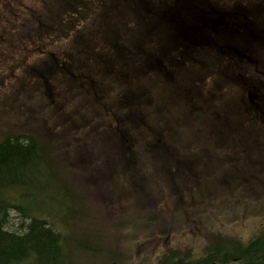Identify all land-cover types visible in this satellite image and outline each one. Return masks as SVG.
<instances>
[{"label": "rangeland", "instance_id": "1", "mask_svg": "<svg viewBox=\"0 0 264 264\" xmlns=\"http://www.w3.org/2000/svg\"><path fill=\"white\" fill-rule=\"evenodd\" d=\"M12 1L16 8L21 7L24 11L14 15L13 11L9 10L12 3L6 5L8 8L5 6L0 9L2 17L0 24L3 25V27L0 25V134L12 132L14 135H21L33 127L56 133L59 131L58 126L63 123L66 128H76L70 122L94 126L93 120L99 115L97 111H103L108 115V122L114 127L111 129L108 125L106 133L114 137L113 131L117 128L129 137L128 142L131 146L128 148L131 153L124 155L120 167L115 171L117 176L127 175L128 180H119L123 181L124 187L128 184L133 189L131 175L135 174L140 197L147 198L152 193L154 196V194L171 192L178 196L180 202H176L174 206L171 203L170 216L165 218V221L163 218L159 219V215L151 214L148 217L151 223L159 224L160 227L162 224L172 225L171 229L165 226L164 233L168 234L167 240L158 236L155 239L148 238L149 240L143 243L134 239L120 243L122 247H126L130 242L131 248L136 252L135 260L128 258L129 261L133 260L132 264L140 260L151 262L152 258L164 250L165 244L172 248H199L200 244L196 238L200 235V230L199 227L195 229L193 225L194 220L198 219H192L199 216L198 214H202V219L209 227L214 223L218 228L223 225V229L224 226L231 224L232 227L228 228L231 233L229 235L224 233L222 243L233 248L232 244L223 241H239L244 246L251 234L264 224V210L259 215L246 213L245 203L240 202L244 200L245 195H249L248 187L241 181L234 182L233 176L236 174L233 172L220 171L221 164L219 170L214 171L216 158L212 155L229 157L233 153L232 144L241 145L248 152L247 144L252 139L261 137L259 125L256 124L262 120V117L259 115L258 118L253 109H250L251 113L247 115L245 109L249 110L246 108L248 103L261 104V94L254 93L253 90L258 86L259 78L264 76L262 73L264 64L260 61L264 43L258 44V49L248 48V51L253 49L255 54L259 55L256 58L257 65L252 64L253 60L245 53L244 57L248 58V61L237 55L238 62L226 60L223 66L212 67V63L208 66V59L215 55L208 49L203 51L201 58V68L207 75H203L204 72L195 74L190 70L177 73L171 68L168 54L163 62L160 58L165 52H171L174 46L167 37H162L157 28L161 32L171 31L172 25L180 19L172 9L159 11L160 13L156 11L168 3L189 6L182 4L183 0H178V4L175 0ZM236 1L243 4V0ZM248 1L253 5V1ZM70 6L76 10L67 9ZM150 6L153 8V15L155 12L157 14L154 22H151L145 12V8ZM213 11L218 12L214 19H220L218 25L215 23L213 25L215 30L225 26L233 27L231 19L224 17L226 15L222 16L225 14L222 13L224 10L216 6ZM186 19L189 22L190 19L188 17ZM239 22L240 27L245 26L242 19ZM211 26L212 24L203 31L209 37H212ZM62 28L64 30H61ZM10 29H14L15 39L22 38L19 43L20 50L13 53L10 45ZM130 30H134L138 38L141 36L138 39L140 48L135 44L127 48L121 43L124 40L123 36L129 35L127 32ZM151 32L154 42L150 44L148 41L151 40ZM244 33L245 38L239 41L240 45H244L246 39L250 37L247 30L244 29ZM111 34L122 37L115 46L104 43ZM262 36L261 34L260 38ZM36 37L40 39L33 40ZM129 39L132 40L130 35ZM234 42L229 39L227 44L221 42V46L227 49L237 45L232 44ZM250 46L253 47V44ZM233 66L236 68V73L234 71L233 75H229ZM65 67L71 70V74H75L77 83L83 86L85 92L92 98V102L101 109L76 107L80 104V99L85 98L80 97L81 85L73 90V85L63 81L62 89L64 86L67 87L68 97L63 96L58 90L59 87L56 90L59 92L58 98L61 96L66 100L67 107L57 109L50 101L44 100L38 89L40 87L45 89L48 83L55 85V79H59L58 72ZM190 67L200 73V66L196 62L192 61ZM221 70L223 73L220 75ZM50 71L52 72L49 73ZM253 71L258 75L255 80L247 77V74L250 75ZM232 81L238 84V88L233 87ZM88 87L91 91L87 90ZM242 96L244 105L241 102L238 104L236 100L239 101L238 97H240L241 101ZM54 103H57V99ZM70 103L74 106L68 108ZM192 103H195L198 109L209 111L207 121L213 120L215 125L205 127L206 121L202 122L193 115L190 124V113L199 111L191 109ZM213 105L216 109H213ZM91 113L94 118L86 117ZM131 116L140 125L132 123ZM100 118L103 117H98L96 120H101ZM76 131L74 130L73 133ZM137 136H140L139 142H143L142 146L139 145ZM215 140H218L217 144L223 146L215 145L218 146L215 148L213 145ZM188 146L194 153L185 156L182 150L183 148L187 150ZM113 159L116 160L117 157ZM258 165L260 166L256 168L259 172L255 180L258 190L263 192L264 173L262 164ZM65 170L62 167L59 172L65 173ZM232 187L236 189L234 194L229 193L233 190ZM193 191L203 193L194 192L195 199L191 200ZM185 194H190L185 201L186 211L182 209L180 212L184 205ZM260 197L257 199L259 204L263 203L264 194ZM188 211H193L190 223L187 222ZM240 212L245 213L242 216L243 220L239 219ZM9 220L12 230L22 229L23 219L19 214L10 211ZM117 221L114 219V223ZM211 222L213 223L210 224ZM227 236L230 238H226ZM212 239L213 237L209 239V244L212 243ZM132 242L138 244L137 248H134ZM222 243L216 241L217 245ZM88 257L92 258L94 264H107L110 260L102 253L88 252Z\"/></svg>", "mask_w": 264, "mask_h": 264}, {"label": "trees", "instance_id": "2", "mask_svg": "<svg viewBox=\"0 0 264 264\" xmlns=\"http://www.w3.org/2000/svg\"><path fill=\"white\" fill-rule=\"evenodd\" d=\"M251 1L254 2L253 5L248 0H243L244 5L241 1L240 4L236 0H183L182 4H189V6L175 5L172 1L170 2L173 5L168 3L162 6L156 12L172 9L180 19L179 22L172 25L171 31L161 32L157 28L162 37H167L174 46L171 52L160 55L162 62L168 54L171 68L175 72L182 73L190 70L195 74H202L204 72L201 68L202 54L203 51L210 49L215 55L208 59V66L210 63H212V67L223 66L227 62L226 60L238 62L237 55L248 61L249 59L244 57L245 53L249 55L253 60L252 64L255 65L259 55L255 54L253 49L248 51V48L258 49V44L264 43V33L262 38H257V35L250 33L245 44L240 45L239 41L243 39L246 32L244 33L243 28H238L240 27L239 20L242 19L246 26H256L264 31V0ZM12 2V0H0V9ZM177 2L178 0H175L176 4H178ZM216 6L224 10L222 13L225 14L222 16L229 17L231 25L238 30L231 26H225L220 30L213 28L214 23L218 25L220 20L219 18L214 19L218 12H212V10ZM149 8L151 6L145 8L146 15L150 17L151 22H154L157 14L155 12L153 15V8L151 10ZM67 9L76 10L72 6ZM204 9L205 12H203ZM9 10L13 11L14 15H19L24 11L21 10V7L16 8L15 3L11 4ZM184 12L189 14L182 15L181 13ZM0 19H2L1 16ZM210 24H212V37L203 32ZM0 25L3 27L2 24ZM6 27L8 25L4 27V30ZM56 30L58 29L56 28ZM13 31L14 29H10L9 33L12 53L20 50L19 43L22 41V38L15 39ZM127 33L132 40L130 41L129 35H124V40L121 43L127 48L134 44L140 48L138 39L141 36L138 38L134 30ZM121 38L111 34L104 40V43L115 46ZM152 38L153 33L151 32V40L148 41L150 44L154 42ZM36 39H40V37L33 40ZM229 39L232 42L235 41L232 44L237 45H232L227 49L222 48L221 44H227ZM251 44L253 47L250 46ZM114 49L116 50V48ZM103 50L108 52V50ZM261 52L263 55L260 57V61L264 64V49ZM192 61L199 64L200 73L190 67ZM70 71L67 67L61 69L58 72L59 79H55V85L48 83L45 89L43 87L38 89L44 96V100L50 101L57 109L67 107L66 100L61 96L58 98L59 92L56 90L59 87L58 90L62 92L63 96L68 97L69 90L66 91V86L62 89V81L73 85V90L81 85L77 83L75 74H71ZM234 71L236 73V68L233 66L229 75H233ZM222 73L221 70L219 74ZM255 73L256 71H253L250 75L247 74V77L255 80L258 76ZM205 74L207 75L206 72L203 73V75ZM240 76L242 77L241 74ZM259 79V84L254 87L253 92L261 94L262 107L260 103L247 104L245 102L247 109H263L264 76L262 75ZM231 84L238 88V84L234 81ZM87 90L90 88L88 87ZM81 96L85 98H81L80 104L76 106L79 109H101L92 102V98L85 92L82 85ZM238 98L239 101L236 99L238 104L240 102L243 104L244 97L242 96L241 101L240 97ZM55 99H57L56 104L54 103ZM208 103L214 104V102ZM249 105H251L250 108ZM70 106L74 105L70 103L68 108ZM191 106V109H198L195 103H192ZM213 109H216V106L213 105ZM198 110L190 113V124L193 115L202 122L206 121V127L215 125L213 120L207 121L209 111ZM97 113L99 115L93 120L94 126H88L87 123L70 122L76 128H66L63 123L58 126L59 131L56 133L42 131L40 127L41 130L33 127L21 135H14L12 132L0 134V264H94L92 258L88 257V252L102 253L110 259L107 264H132L133 260L129 261L128 258L136 257V252L131 248L130 242L126 247H122L120 245L122 241L134 239V241L141 240L143 243L149 240L148 238L155 239L158 236L167 240L168 234L164 233L165 226L171 229L172 225L162 224L160 227L159 224L151 223V219L149 220L148 217L151 214L159 215V219L163 218L165 221V218L170 216L171 203L173 206L176 202L180 203L178 196L171 192H165L160 195L154 194V196L152 193L147 198L140 197L139 184L135 174L131 175L134 183V185L132 184L133 189L128 184H125L124 187L123 181L119 180L127 179V175L117 176L115 171L120 167L124 155L131 153L128 148L131 146L128 142L129 137L117 128L113 131L114 137L108 135L106 133L108 132L107 126L109 125L111 129L114 127L108 122V115H105L103 111H97ZM249 113H251L250 110L246 111L245 109V114L249 115ZM262 113L259 112L261 117ZM86 117L94 118V115L91 113ZM98 117L103 118L96 120ZM244 117L249 121L246 116ZM130 120L132 123L140 125L133 116L130 117ZM139 128L141 127L139 126ZM74 130L77 131L73 133ZM139 137L136 138L138 142ZM139 145L142 146L143 142L140 141ZM182 151L186 156L187 150L183 148ZM116 157V160L113 159ZM215 158L214 170H219L220 164H225L228 159V157L220 156H215ZM259 166L256 165V167ZM62 167L66 169L65 173L59 172ZM254 167L255 165L253 170H255ZM248 168L251 169L246 164L239 165L235 169L237 175H234L233 179L234 182L241 181L248 187L249 195H245L244 200L240 202L245 203L246 213L252 212L254 215H259L263 213L264 206L263 203H257V199L261 198L263 192L258 190V186H253L251 178L244 174ZM49 172L51 173L48 174ZM194 192L200 193L201 191H193L191 200L195 199ZM235 192L234 188L229 193L234 194ZM257 192L259 193L257 194ZM189 196L190 194H185L184 205L180 212L182 209L186 211L185 201ZM10 211L19 214L23 219L22 229L12 230L10 228ZM244 214V212H240V220H243ZM114 219L118 221L114 223ZM133 242L132 245L137 248L138 244H133ZM224 243H232L233 248L229 249L230 251L222 249L221 264L234 261H237L235 264H264V233L244 246L239 241L225 240ZM150 258L148 257V259ZM184 260V248H172L165 244L164 250L152 258L151 262L152 264H185ZM151 262L140 260L136 264H151Z\"/></svg>", "mask_w": 264, "mask_h": 264}, {"label": "flooded vegetation", "instance_id": "3", "mask_svg": "<svg viewBox=\"0 0 264 264\" xmlns=\"http://www.w3.org/2000/svg\"><path fill=\"white\" fill-rule=\"evenodd\" d=\"M239 28L246 29L249 33L257 35V38H260V35L264 33V31L260 30L256 26H251V25L246 26L245 25L244 27H239ZM253 110L258 115V118H260L259 112L260 111L263 112L262 120H260L259 123L256 124V125H259L261 137L260 138L256 137L255 139H252L249 144H247L248 152L241 145L232 144L231 147H232L233 153L228 157V159L226 160V163L221 165L220 171L225 172V173L228 171H231L237 175V172L235 169L241 164H246L247 167H251V169L248 168V170L245 171L244 174H247L248 177L251 178L253 186H258L255 180V177L257 173L259 172L258 169L256 168L257 164H260V163L262 164L263 173H264V109H253ZM204 126L206 127V125ZM217 143H218V140H215L213 145L219 146L220 144H217ZM218 146H215V148H217ZM220 146H223V145H220ZM192 153H194V151L192 150L190 146H188L186 155L190 156ZM254 165H255L254 167L255 170H253ZM214 171H218V170H214ZM232 188L234 190L235 187H232ZM262 188H263V194H264V182L262 183ZM263 206H264V201H263ZM223 210H225V208ZM192 212L188 211L187 222L190 223L192 219H198V220H194L195 224L193 225L195 226V229L199 227L200 235L196 238V240L199 242L200 245H199V248L197 247H192L193 249L185 248V250H187L185 252V260H184L185 264H204V263L221 264L220 255L223 254L222 249H226L227 251H230L229 249H231L229 245H224L221 240L224 233L226 235H229L231 233L230 231H228V228L232 227L231 224L224 226V228L222 229L223 225L222 227L218 228L216 225H214L213 222H211L210 224L213 223V226L209 227V225L208 224L206 225L204 220L202 219L203 218L201 217L202 214H198L199 216H196L191 219L190 217L192 216ZM263 233H264V224H262L261 227L259 226L256 229V232H253L251 234L247 243L250 242L251 240L259 238ZM212 237H213L212 243L209 244L208 241ZM226 238H230V237L227 236ZM216 241H221L222 244L217 245ZM229 244H232V243H229ZM222 245H223V248H222ZM236 262L237 261H234L233 263L229 262L227 264H235Z\"/></svg>", "mask_w": 264, "mask_h": 264}, {"label": "bare ground", "instance_id": "4", "mask_svg": "<svg viewBox=\"0 0 264 264\" xmlns=\"http://www.w3.org/2000/svg\"><path fill=\"white\" fill-rule=\"evenodd\" d=\"M259 192H257V194H258Z\"/></svg>", "mask_w": 264, "mask_h": 264}]
</instances>
